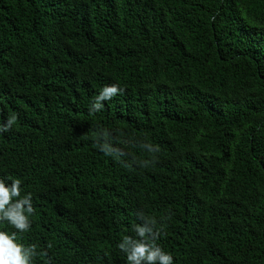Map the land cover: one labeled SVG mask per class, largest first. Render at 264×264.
Segmentation results:
<instances>
[{"label": "trees", "instance_id": "obj_1", "mask_svg": "<svg viewBox=\"0 0 264 264\" xmlns=\"http://www.w3.org/2000/svg\"><path fill=\"white\" fill-rule=\"evenodd\" d=\"M13 114L33 264H128L141 212L173 264H264V0H0Z\"/></svg>", "mask_w": 264, "mask_h": 264}, {"label": "clouds", "instance_id": "obj_2", "mask_svg": "<svg viewBox=\"0 0 264 264\" xmlns=\"http://www.w3.org/2000/svg\"><path fill=\"white\" fill-rule=\"evenodd\" d=\"M121 92L118 85L105 86L95 98L90 114L99 111L103 101L110 100ZM16 120L17 115L13 114L5 124H0V133L8 131ZM35 211L31 193L21 195L20 179H14L10 184L0 179V221H6L16 229L11 234L0 231V264H33V260L40 254L37 252V245L30 244L25 247L16 242L17 233L27 232L31 227L30 217L34 216ZM137 217L142 223L133 225L132 230L136 237L124 236L117 245L126 253L128 264H173L171 254L156 243L157 220L142 212L137 213Z\"/></svg>", "mask_w": 264, "mask_h": 264}]
</instances>
